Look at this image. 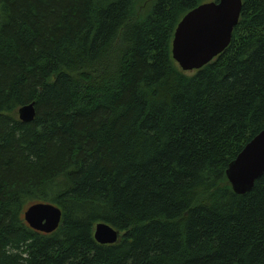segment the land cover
<instances>
[{
	"label": "trees",
	"instance_id": "16d2710c",
	"mask_svg": "<svg viewBox=\"0 0 264 264\" xmlns=\"http://www.w3.org/2000/svg\"><path fill=\"white\" fill-rule=\"evenodd\" d=\"M204 3L0 0V264H264V176L244 196L227 178L264 131V0L184 73L174 35ZM36 204L58 231L28 226Z\"/></svg>",
	"mask_w": 264,
	"mask_h": 264
},
{
	"label": "water",
	"instance_id": "95a60500",
	"mask_svg": "<svg viewBox=\"0 0 264 264\" xmlns=\"http://www.w3.org/2000/svg\"><path fill=\"white\" fill-rule=\"evenodd\" d=\"M243 11V0H218L204 3L189 12L178 25L172 54L184 73L200 71L222 55L231 45ZM37 116L35 103L19 109L22 123H32ZM264 176V131L250 142L233 161L227 178L235 194L244 196L253 191ZM28 226L39 233L51 235L62 225L63 212L52 204H36L24 214ZM96 242L115 245L121 234L108 224L95 228Z\"/></svg>",
	"mask_w": 264,
	"mask_h": 264
},
{
	"label": "rangeland",
	"instance_id": "374dc122",
	"mask_svg": "<svg viewBox=\"0 0 264 264\" xmlns=\"http://www.w3.org/2000/svg\"><path fill=\"white\" fill-rule=\"evenodd\" d=\"M214 1H217V0H205L206 3H210V2H214ZM16 117L18 118V120H20L19 111L17 112Z\"/></svg>",
	"mask_w": 264,
	"mask_h": 264
}]
</instances>
